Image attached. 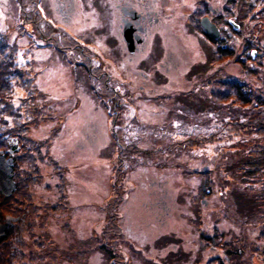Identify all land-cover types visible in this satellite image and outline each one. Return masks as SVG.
<instances>
[{
    "label": "rangeland",
    "instance_id": "obj_1",
    "mask_svg": "<svg viewBox=\"0 0 264 264\" xmlns=\"http://www.w3.org/2000/svg\"><path fill=\"white\" fill-rule=\"evenodd\" d=\"M180 1L181 5L174 6L178 5L175 3L169 9L173 14L169 21L170 27L164 29V45H158L160 51L164 46L165 50H170L171 60L165 63L161 59L158 67L156 57L147 62L150 72L158 71L156 75L159 79L156 81L165 82L151 88V82L139 77L131 89H141L140 93L146 90L140 102L137 103L131 95H124L122 98L125 102L123 108L127 112L124 116L122 113L124 127L114 124V130L118 133L120 144L132 145L142 151L136 153V160L139 159L140 164L126 165L122 181L116 191L111 193V189L115 188L111 186L110 173L113 169L116 172V166H113L116 162L114 155L117 156L119 146L116 144L115 134H111L114 114L109 115L108 112L113 104L108 103L104 97L106 91L103 81H94L88 77L80 69L84 68L82 65H78L80 68L76 69L78 71L74 75L70 63L76 58L72 56L67 59L66 55L58 58L54 53V41L44 43L43 49L34 50L32 47L37 45L39 37L32 35L31 23L22 25L25 22L17 10V0H0V31L4 38L18 45L19 63L24 60L33 62L34 70L39 73L36 82L43 92L49 94L54 114L59 123H62V131L60 129L61 132L54 133L57 136L52 139L48 150L54 160L59 162V166L66 167L65 177L60 179L52 167L40 163L38 165L41 168V178L36 185L29 186L24 191L28 196L19 195V203L11 201L15 200L11 198L4 202L6 206L3 209L0 208L2 235L18 219H24L20 214L15 215V209L20 212H24L26 208L32 211L30 206H36L35 214H30L35 220V226L31 233H24V250L27 255L38 253L39 250L35 247L37 239L42 234H48L53 242L54 256L61 264H110L107 251L120 253L121 257L116 256L114 259L121 261V264H218L215 261L208 263L214 255H222L223 264H260V257L250 256L244 250L256 245L257 225L261 219L254 215V203L251 201L253 192L241 193L236 190L242 179L234 172L227 179L228 187L226 185L221 191L218 184L224 174L234 170H231L234 159L223 161L221 146L217 143L205 144L200 148L188 147L172 153L168 150L163 153L154 152L170 146L176 139L186 140L188 136L201 138L216 131L214 110L210 107L199 110L202 98L195 101L197 111L191 104L188 105L192 107L191 110L185 111V107L181 106L185 113L180 112V108L173 110L176 108L172 106L173 102L181 98L176 93L188 92L192 85L190 79H195L187 76L186 72L197 68V64L202 67L207 53L204 48L207 46L206 42L196 34L192 26V21L195 20L192 16L195 11H199L201 0ZM37 5L41 9L39 1ZM41 5L53 20L56 19L53 0H42ZM83 10L86 11L87 8L83 6ZM89 11L87 33L80 36L99 46L101 37L107 34L103 33V30H107L103 25L109 22L106 16L109 10L100 3L93 4ZM47 14L42 15L44 21L41 22V30L44 35H48L45 26L54 25ZM68 29H71L70 26ZM113 41L110 36L111 46ZM105 51L117 54L116 61L122 62L117 47ZM80 63H83V59ZM239 66L238 62L229 60L224 64V69L218 68L217 77L228 78L235 74L236 78L240 73ZM121 67L125 70L120 71L125 78L134 73L130 66L127 69ZM109 71L111 79L116 82L119 77H116L115 69L110 68ZM262 72L264 73V67ZM195 84L192 90L196 89ZM116 89L120 91L118 87ZM155 90L170 93L174 96L173 101L155 98L151 102L146 96L154 95ZM121 92L123 93L122 89ZM191 94L195 93H187ZM156 99L163 101L157 102ZM142 103H146L144 106L147 107L143 108ZM208 103L212 104L210 100ZM135 114H138L140 122L132 119ZM49 127V121H42L39 126L31 129V133L35 138H45L52 134ZM111 137L115 148L112 146ZM8 141L12 143L11 139ZM228 161L231 162L227 165ZM11 165L10 159L0 150V196L3 197L14 193L16 189ZM194 170H200L203 177L192 174ZM204 172L209 173L217 184L215 187L212 184L214 191L211 196L197 197V201L205 198L204 204L197 202L194 205L190 196L200 193V187L202 190L207 187L204 183L207 178ZM61 194L64 199L60 198ZM116 198H123L120 205L121 216L117 221L120 234L114 236L109 233L106 235L108 239H105L102 235L108 232L107 223L104 221L101 224L105 205L107 207V204H113ZM62 201L66 204L64 211L47 210L50 205ZM198 222L208 236H212V233L206 228L213 223L223 232L224 238L221 241L210 239V243L204 245L203 240L198 237L199 233L195 231L199 226ZM218 242L219 250L215 248V243ZM96 244L107 246L101 249ZM228 252L230 254L227 255ZM26 261L30 259L27 258ZM35 263L39 262H32Z\"/></svg>",
    "mask_w": 264,
    "mask_h": 264
},
{
    "label": "trees",
    "instance_id": "obj_2",
    "mask_svg": "<svg viewBox=\"0 0 264 264\" xmlns=\"http://www.w3.org/2000/svg\"><path fill=\"white\" fill-rule=\"evenodd\" d=\"M232 1L234 8L229 10L234 13L236 19H238L237 21L240 22L238 34L242 43L239 48L236 45L233 52L227 53L225 51L220 54L219 51L218 56H216L217 62L220 63L223 61V57L231 56L234 52L236 62H240L239 56H245L246 60L250 59L251 55L248 51L253 48L261 52V58H264V0ZM35 2L36 0H18L17 10L24 17L25 24L31 23L34 32L40 40L53 42L54 32L51 31L50 26H45L48 35H44L41 30V22L44 21V18L41 16ZM226 11L231 14L228 10ZM27 15L31 18H28ZM241 64V75L239 78L220 79L217 77L211 83H208L211 89L209 95L205 96V101L208 98L212 102L208 107L215 109L219 114V124L216 126V131L210 133L209 137L206 136L198 140H194L190 136L186 140L176 139L171 142L170 146L159 148L154 152L163 153L164 150H168V152L172 153L194 145L202 147L215 141L221 146L223 161L234 159L232 161L234 167L231 169L234 170L221 177L218 183L219 188L222 191L226 185L228 187V178L231 173H235L237 177H239L237 175L239 174L242 179L239 181L236 190L241 193L253 192L251 201L254 203V215L261 217V219L257 225L256 245H252L247 250L244 248V250L250 256L260 257V264H264V210H262L264 206V73L259 69L262 66L261 62H257L255 65H246L244 61ZM244 75L248 77V82L243 81ZM36 81L37 75L29 68V65H17L15 47L0 33V134L1 136L14 138L18 144V150L12 155L13 181L16 189L9 196H0L1 209L6 206L4 202L11 200V198L15 199L11 201L19 203V195L28 196L24 191L29 186L36 185L41 178V168L38 164L43 163L55 169L60 179L65 177L64 171L66 167L59 166V162L55 161L49 153L50 141L45 138H35L31 133V129L39 126L42 121L53 119L48 94L40 89ZM206 91L208 90L205 89L204 93ZM116 95L113 100L110 97L113 101V107H120L121 110H124V103L119 99V94L116 93ZM203 105L205 106L204 101ZM114 115L116 116V109H114ZM116 135L117 133H115ZM116 144L119 146L118 156H116L119 165L117 167L118 171L113 176V187L115 189L118 188L121 181L120 178L124 174L121 166L124 165V162L125 165L138 162L135 153L142 151L132 145L125 144L123 146L118 140ZM228 144L229 146L226 147ZM8 147V143L0 139V149L6 150ZM124 151H126V154H124ZM144 151L149 152V150ZM5 155L8 156V154ZM230 162L228 161L226 164L228 165ZM201 173L200 170L192 172V174L203 177ZM204 174V176H207L204 182L207 187L203 190L200 187L199 191L201 195L211 196L214 191L212 184L215 187L217 183L208 175L209 173L204 172ZM157 186L161 190V187ZM198 194L196 192L194 196H190L195 203L199 202L197 201ZM61 197L64 199L62 194ZM65 205L62 201L59 204L50 205L47 210L63 209L64 211ZM120 205V198H116L113 204L109 203L107 205L104 220L107 223L108 232H105L102 238L108 239L106 235L109 233L114 236L120 234V226L117 223L121 216ZM32 207H34V210ZM32 207L30 206L32 211H28L26 208L24 212L15 209V215L20 214L24 219H18L0 235V264H32L36 260L39 262L37 264H61L54 256L53 242L48 234H42L40 239H37L35 247L39 250L38 253L27 255L25 252L26 235L24 233H31V229L35 226V220L30 217V214H35L36 206L32 205ZM220 217H223V215ZM213 223L206 228L212 233V236H208L198 222L199 226L197 225L196 232L199 233L198 237L203 240L204 245H208L209 241H211L210 239H219L221 241L224 238L223 232L219 231ZM218 244L219 242L215 243V248L219 250L220 246ZM104 246L101 244V249ZM239 251L240 253L242 252L241 250ZM106 256L110 258L111 261L108 260L110 264L122 263L114 259L116 256L121 257L118 252L107 251ZM221 256H212L208 263L215 261L218 264H223ZM27 258L30 261H26ZM68 259L70 258L68 257ZM54 260L56 263H54Z\"/></svg>",
    "mask_w": 264,
    "mask_h": 264
},
{
    "label": "flooded vegetation",
    "instance_id": "obj_3",
    "mask_svg": "<svg viewBox=\"0 0 264 264\" xmlns=\"http://www.w3.org/2000/svg\"><path fill=\"white\" fill-rule=\"evenodd\" d=\"M91 0H54V6L65 22H69L77 10L81 15L80 9L83 6H90ZM101 3L102 6L109 10L106 13L109 19V29L113 27L111 35L118 44L122 54L120 58L123 61L121 66L126 68L129 63L133 69L140 72L143 80H147V76L143 74V69L139 68L140 64L146 65L149 60L156 57L158 67L161 64V59L165 63L171 60L170 50H165V46L160 51V45L164 40V29L170 27V17L173 15L170 12L171 6L175 3L181 5L180 0H94ZM218 0H202L201 2L207 5V8H213L216 12L217 7L213 5ZM224 1V0H222ZM129 25L132 31L133 51L128 53L124 42V25ZM160 28H162V36H160ZM163 44V43H162ZM164 45V44H163ZM123 50L125 52H123ZM129 54V55H128ZM160 55V58L158 56ZM168 57V59H167ZM138 67V68H137Z\"/></svg>",
    "mask_w": 264,
    "mask_h": 264
},
{
    "label": "water",
    "instance_id": "obj_4",
    "mask_svg": "<svg viewBox=\"0 0 264 264\" xmlns=\"http://www.w3.org/2000/svg\"><path fill=\"white\" fill-rule=\"evenodd\" d=\"M203 27H205L206 31L209 33V34H214L216 35V28L213 26V25H210V23L206 20V19H203L201 21Z\"/></svg>",
    "mask_w": 264,
    "mask_h": 264
}]
</instances>
